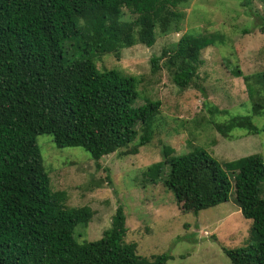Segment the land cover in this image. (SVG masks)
<instances>
[{
	"label": "trees",
	"instance_id": "trees-1",
	"mask_svg": "<svg viewBox=\"0 0 264 264\" xmlns=\"http://www.w3.org/2000/svg\"><path fill=\"white\" fill-rule=\"evenodd\" d=\"M184 1L0 0V264H166L170 259L167 254L151 259L137 255L136 245L125 240L121 205L100 239L78 243L74 232L87 228L93 212L87 206L66 207V193L51 191L36 137L51 136L58 149L82 148L94 162L125 148L137 127L142 128L138 143L123 155H135L149 144L160 101L144 98L135 106L140 97L137 79L113 69L99 70L95 58H118L122 50L139 44L153 46L158 35L176 30L180 15L172 10ZM214 43L212 38L183 34L151 58L152 72L164 60L179 90L198 88L194 80L201 52ZM232 74L243 77L239 69ZM243 80L252 116H235L221 125L209 120L227 141L234 140L235 130L243 136L264 133V126L252 122L253 116L264 115V97L254 98L259 84L252 87L248 78ZM208 113L220 111L210 107ZM162 157L146 168L149 180H156L167 165V189L177 200L186 199L183 208L194 215L226 203L234 194V204L251 222L254 243L223 248V253L231 264H264L261 156L220 163L204 150L174 155L165 147Z\"/></svg>",
	"mask_w": 264,
	"mask_h": 264
},
{
	"label": "rangeland",
	"instance_id": "rangeland-1",
	"mask_svg": "<svg viewBox=\"0 0 264 264\" xmlns=\"http://www.w3.org/2000/svg\"><path fill=\"white\" fill-rule=\"evenodd\" d=\"M172 11L180 15L176 30L158 35L153 46L139 44L122 50L118 58L114 54L95 58L99 70L113 69L137 79L140 97L135 106L142 105L144 98L160 101L149 144L135 155H123L137 145L142 129L137 127L136 137L125 148L94 162L82 148L58 149L49 135L37 136L36 142L51 191L66 193L64 206H87L93 212L87 228L74 232L78 243L100 239L121 205L128 230L125 240L136 245L137 255L151 259L167 254L166 264H231L223 248L233 250L254 243L251 222L234 204V194L226 203L194 215L183 208L186 199L177 200L167 189V165L153 181L146 168L163 161L165 147L172 148L174 155L204 150L220 163L254 154L264 162V133L243 136V131L235 130L231 133L234 140L227 141L209 122L221 125L235 116H252L243 77L252 87L259 84L254 98L264 97V0H186ZM126 18L132 20L129 15ZM183 34L212 38L215 43L201 52L194 80L198 88L179 90L171 83L164 60L154 73L150 60ZM235 69L243 77H234ZM210 107L220 113L211 115ZM252 122L262 128L264 115L253 116Z\"/></svg>",
	"mask_w": 264,
	"mask_h": 264
}]
</instances>
